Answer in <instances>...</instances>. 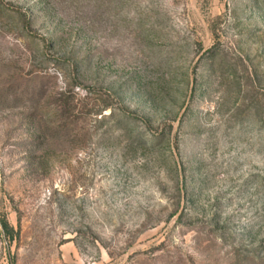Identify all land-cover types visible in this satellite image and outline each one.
<instances>
[{
  "label": "rangeland",
  "instance_id": "obj_1",
  "mask_svg": "<svg viewBox=\"0 0 264 264\" xmlns=\"http://www.w3.org/2000/svg\"><path fill=\"white\" fill-rule=\"evenodd\" d=\"M0 264H264V0H0Z\"/></svg>",
  "mask_w": 264,
  "mask_h": 264
},
{
  "label": "trees",
  "instance_id": "obj_2",
  "mask_svg": "<svg viewBox=\"0 0 264 264\" xmlns=\"http://www.w3.org/2000/svg\"><path fill=\"white\" fill-rule=\"evenodd\" d=\"M2 227H3L4 232H5L6 235L9 236V235H11L13 233V230L10 229V227H9V225H8V223L6 221H2Z\"/></svg>",
  "mask_w": 264,
  "mask_h": 264
}]
</instances>
